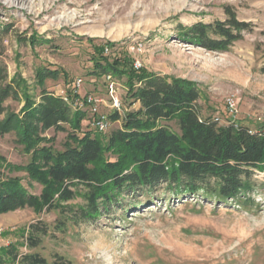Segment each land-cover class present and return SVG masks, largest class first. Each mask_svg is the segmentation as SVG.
<instances>
[{
    "label": "rangeland",
    "instance_id": "374dc122",
    "mask_svg": "<svg viewBox=\"0 0 264 264\" xmlns=\"http://www.w3.org/2000/svg\"><path fill=\"white\" fill-rule=\"evenodd\" d=\"M226 11L252 26L227 52L207 51L180 39L181 27L224 21ZM0 27L9 28L2 55L7 74L22 78L36 102L40 89L35 72L45 67L60 71L58 79L45 80L48 92H67L81 79L79 99L92 94L101 113L116 111L114 99L119 115L138 109L137 102L129 106L123 79L91 75L93 46L111 43L115 46L104 53L110 59L125 53L130 65L140 67L135 70L195 84L201 117L226 124V104L233 100L237 124L251 131L264 126V0H0ZM22 105V99L7 100L6 114L19 113ZM168 125L177 131L173 123ZM119 127V122H110L101 136ZM64 128H36L37 147L63 151L70 132ZM80 132L96 133L88 113ZM35 149L27 151L15 133L0 134V181L18 180L38 196L42 184L26 168ZM252 182L242 203L203 200L200 195L176 199L159 188L157 199L136 205L144 200L142 192L123 193L98 218L77 223L67 219L60 230L68 217L55 210L1 214L0 246L15 244L27 252L22 232L42 221L49 235L32 252L47 264L54 256L72 264H264V172L254 171ZM83 204L79 196L69 202Z\"/></svg>",
    "mask_w": 264,
    "mask_h": 264
},
{
    "label": "trees",
    "instance_id": "16d2710c",
    "mask_svg": "<svg viewBox=\"0 0 264 264\" xmlns=\"http://www.w3.org/2000/svg\"><path fill=\"white\" fill-rule=\"evenodd\" d=\"M178 30L182 41L223 53L251 32L252 26L226 11L224 21L195 23ZM8 33L9 28L0 27V134L15 133L16 142L27 151L36 148L26 168L37 174L42 190L35 196L18 180L0 181V215L23 209L38 213L44 208L55 210L68 217L60 222V230L67 219L77 223L98 218L123 193L142 192L144 200L136 205L151 202L158 198L155 192L159 188L176 199L200 195L203 200L242 203L252 188L254 171L264 172L262 131L241 124L218 125L201 117L197 106L200 92L195 84L135 70L125 53L110 59L104 53L115 46L111 43L93 46L91 75L123 79L126 97L132 101L129 106L137 102L139 107L109 115V121L119 122L120 127L105 137L80 132L86 113L72 109L77 96L68 90L66 102L44 86L45 80L58 79L59 70H36L39 102L27 94L22 78H9L2 58ZM21 99L20 112L6 114L5 102ZM64 125L70 132L63 151L37 147L36 128L65 131ZM77 196L84 204L69 205ZM22 234L27 252H20L15 244L0 246V264H47L32 250L49 235V226L37 221ZM52 264L72 263L54 256Z\"/></svg>",
    "mask_w": 264,
    "mask_h": 264
},
{
    "label": "built area",
    "instance_id": "2783aa9c",
    "mask_svg": "<svg viewBox=\"0 0 264 264\" xmlns=\"http://www.w3.org/2000/svg\"><path fill=\"white\" fill-rule=\"evenodd\" d=\"M133 67L134 69L140 68L139 66H137L136 63L133 64ZM81 86H82V80L78 79L71 90V95L77 96L75 102L72 104V108L88 113L91 118V126L93 130L96 133H105L110 127V121L108 119V116L99 111L100 101L92 94H85L81 100L79 99L78 94ZM109 89L110 92L113 93V84L111 82L109 84ZM57 96L61 97L64 101L68 102V97L66 92L62 91L59 94H57ZM233 103H234L233 100L232 101L229 100V102L226 104L230 118L229 121L226 122V125H231V124L238 125L235 122L236 109ZM112 109L116 111H119L120 109V105L116 99H114ZM262 133H264V130H262Z\"/></svg>",
    "mask_w": 264,
    "mask_h": 264
}]
</instances>
